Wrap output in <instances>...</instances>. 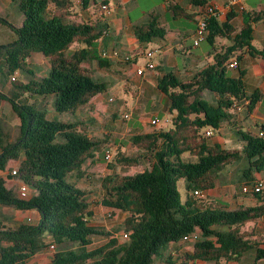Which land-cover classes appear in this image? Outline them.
I'll return each instance as SVG.
<instances>
[{"label":"trees","instance_id":"trees-1","mask_svg":"<svg viewBox=\"0 0 264 264\" xmlns=\"http://www.w3.org/2000/svg\"><path fill=\"white\" fill-rule=\"evenodd\" d=\"M11 1L18 6L22 22L19 26L7 23L16 37L0 44V74L13 87L11 95L0 90V100L9 102L20 123L18 138L10 142L0 122V170L9 160L17 161L16 174L9 172L6 178L26 182L37 192L39 202L6 190V178L0 175V206L35 209L39 219L14 227L0 223V264H28L37 251L49 244L71 245L55 250L49 264H187L170 256L159 261L157 258L170 243L195 235L192 252L184 256L192 264L238 262L249 250H255L253 264H264V247L260 246L264 244V230L254 227L264 217V187L250 193L255 204L235 208L194 193L213 188L220 171L241 160L245 165L237 180L239 186L258 180L255 174L264 170V126L262 134L238 129L241 147L237 149L212 143V135L205 133L208 128L215 133L221 123L232 122L233 111H237L234 103L248 101L246 109L251 111L260 99L257 91L246 94L242 73L238 77L229 75L225 63L232 54L239 62L241 55L236 52L243 49L264 59V50L251 45L253 25L259 21L264 24V10L243 12L238 29L230 22L233 13H228L223 22L218 20L217 11L207 15L206 41L213 44L214 38L222 35L231 44L214 53L212 62L190 79L182 81L171 71L157 67L156 84L169 99L171 128L132 134L130 141L136 154L118 150L114 161L131 166L148 159L149 166L132 174L110 172L100 182L103 204L125 214L119 228L127 234L128 241L122 243L117 237L118 229L90 223L93 211L86 197L88 190L68 181L71 174L76 179L85 175V163L104 149L108 137L90 135L84 118L48 119L46 109L30 98L53 95L56 113L74 115L102 94L105 82L93 80L83 63L101 58L97 46L106 35L108 23L102 14L81 16L75 0ZM162 1L173 18L195 16L174 0ZM190 2L204 4V0ZM49 5H53L52 15H47ZM84 7L85 4L81 8ZM203 16L199 14L196 24ZM133 34L137 42L146 43L163 39L166 29L150 12L146 22L133 25ZM31 52H41L47 58L48 74L26 83L12 81L11 75L25 68ZM205 92L213 94L216 102L207 100ZM183 153L187 158H182ZM180 178L185 180L183 201L177 189ZM99 236L108 239L90 250Z\"/></svg>","mask_w":264,"mask_h":264},{"label":"crops","instance_id":"crops-1","mask_svg":"<svg viewBox=\"0 0 264 264\" xmlns=\"http://www.w3.org/2000/svg\"><path fill=\"white\" fill-rule=\"evenodd\" d=\"M8 1L10 0H0V13L3 12L4 10L3 3L8 4L9 3ZM78 1L81 2V5L79 6V8L78 7L76 8V11H78L81 14V16H83L84 18H89L92 16L102 14L104 19L108 23V30L106 32V35L99 40L97 46V50L100 56H101V52L104 50L109 52L115 50L118 52V55L120 57L125 54H131L133 52L140 53L142 50H144L145 43L137 42V40L134 37L133 25H138L146 22L148 19V14L150 12L147 13L146 11H141V16L139 18L131 20L127 15L124 14L122 10V6H127L129 3H131V1H135V0H113L114 3L116 4V7L114 9H111L110 3L108 1L106 5L110 9L108 14L109 16L108 15L105 16L100 9V5L104 4L102 3V0H84V1L75 0V2ZM174 1L177 2L184 9H186L188 12L195 14V16L193 17V19L194 18L195 19L194 20L191 19L194 22L193 28L191 29L190 33H188L189 30H187L183 26L177 27L176 29L171 30L169 32L161 20V16L169 12L166 8L165 2L162 1L161 9H160L161 10L160 12L162 13H158L155 15L157 16L160 24L166 29V34L163 39L154 40L158 45L157 52H159V56L161 58L160 63L155 62L154 70H145L142 75L136 74L135 70L137 66L129 67V64L131 65V62H136L138 60L139 57L138 54L131 60V62L122 61L119 57L104 58L101 56L100 59H92L89 62L83 63V67H85L88 70L90 77L95 81L105 82V80L101 79L100 77L104 76L105 75L104 73H106L107 75V72L104 71H106V69L107 70L110 69L111 71L113 70V73L115 74L111 78L113 80L112 82H114L115 79L117 78H120L123 81L126 80L127 82L128 81L134 82L135 88L133 89L132 94L135 95L134 96L136 101L135 108H138L137 105L139 101L144 99L145 101L151 102L153 107H161L166 111H168L169 99L165 94L160 92L157 88V84H156L157 67H161L164 72L171 71L180 80L186 81L190 79L197 71H199L204 66H206L208 63H211L214 53L223 51L224 48L228 46V44L222 43L221 39H219V41L217 40L218 38H223L222 35H217L214 38L213 44H210L208 41H206L207 39L206 38L202 42H207L209 44V48H204L201 52L192 55L190 58L191 63L186 67H182L183 68L182 70L178 68L177 58H179V56L182 54L181 52L183 50L181 51V49L184 47V41L188 37V35H190L191 38H193L194 30L196 27V20L199 17L200 13H202V15L205 13V9L207 5H214L217 11V18L221 22L226 20V15L228 13H233L234 15L230 22L233 24V26L236 29L242 26L243 12L264 10V0H239V4L243 6V10H239L237 4L231 5L230 0H204V4L201 6L191 3L190 0H174ZM84 4L86 5V7L81 8L84 6ZM49 8L52 9L53 5H49L47 8V15L48 14L52 15L53 11L51 13H48ZM112 15L115 16L117 20L115 24H113L112 21L109 20V17ZM21 22H22V16L19 17L18 24L15 26H19ZM233 35L234 33H232L231 36ZM167 36L171 37L170 42H167L166 40ZM202 42H200L196 47H198ZM251 45L255 49L264 50V24L260 21L256 22L253 25ZM236 54L241 55L239 65L236 69H228V71L233 70V73L231 74V76L233 77H238L240 73H242L241 78L244 84V90L246 94L250 95L251 93L257 91L260 94V99L257 101V103L255 104V106L251 111H248L246 109V103L248 101L241 102L240 103L241 108L237 111L236 110L233 111L234 116L231 119L232 122L225 121L221 123L218 129V134L213 132L211 139H209L210 142L218 143L223 147L234 146V145L236 146L237 143L241 147V143L237 135L238 129L249 131L253 134H260L263 132L262 126H264V59L260 56L250 55L246 49L239 50L236 52ZM233 58H236L235 54L231 55V57L225 63V66L228 63V61ZM100 61H104V62L102 64H99ZM30 64L34 66L39 65L41 67L39 70H37V73L36 72L34 73L33 70H28V65ZM48 70H49L48 60L46 57L42 55L41 52H31L25 60V68L22 69V71L28 74L27 75L28 80L31 79V77H33L34 75L37 76L38 78H42L48 74ZM20 71L21 69L17 71V77L19 76ZM95 71H97L98 73L95 74ZM124 89H126V86H124ZM49 96H53V95H47L44 97L31 95L30 98L32 101H37V103L42 104L43 102L48 101L47 99ZM204 97L207 100H209L211 103L216 102V98L214 97L213 94L205 92ZM52 100H54V98ZM105 100L106 98L102 94H98L91 99L88 105L78 110L74 115L68 113H62L60 115V119L64 120V119L84 118L88 122V133L90 135L100 136L106 133V131H104L103 129H98L97 127L99 116H104L103 119L108 121L109 119L106 118L107 115L114 117V114L118 113V111L114 113L115 110L108 111ZM40 108H45V107L40 106ZM104 113H106V115H102ZM130 114L131 112H129V117ZM118 115L120 114L118 113ZM151 119H153V117H151L150 120ZM150 120L143 119V121L140 122L141 126L139 127H137V125L134 127L126 126L124 128V131L121 130L122 136L115 135V137L113 138L114 139V142H112L113 146H111L110 142L108 141L109 143H107L105 148L95 156L93 161H88L85 163L84 176H82L79 179H76L75 174H71L68 178V181L74 183L75 186L78 188L88 189L91 192V189H93L95 185L94 180L100 177L99 183L97 184V186L100 187L102 176L104 174L110 173V167H109L110 161L105 160L103 156L104 150L110 149L111 151L113 150V152L114 151L116 152L118 150L124 151L122 146L119 147L121 145L120 142H118V144L115 143L117 138L118 137L122 138L124 136V133H127L128 136L130 137L134 133L147 132L153 130ZM109 121L108 123H106L107 125H110ZM99 122L100 125H102V119ZM117 128L122 129L119 128V126ZM6 168L0 170V175H2L5 178L6 175L9 173V171L6 172ZM99 172H101V174H99ZM240 175L241 172L239 171L238 177ZM255 178L258 180H262L264 182V170H262L259 173H256ZM8 180L10 183V187L9 188L7 187L8 184L6 178V183H5L6 190L8 189L12 190L19 198H23L29 201L37 200L39 202V200L37 199V192L30 186L26 196L24 197L21 196L19 187L22 184V182H24L23 180L19 178L16 182L15 181L13 182L11 178ZM241 187L242 184L241 186L237 184V189H236V187L232 184V185H224L223 188L218 185V182H216L213 188L208 189L204 192V196H206L210 200L222 201L226 203L229 208H235L240 204H245V205L255 204L256 199L253 198L251 194L243 193ZM100 190L103 192L101 187ZM232 195L234 196L235 200L231 198ZM13 215L14 216L12 220H9L7 222L4 221L3 215L2 213H0V223L4 224L5 226L14 227L19 223H25V222L36 223L37 220L39 219V214L35 209H24V210L14 209ZM254 227L255 230L257 231L264 230V217L261 220H259L256 224H254ZM247 228H250V225H248ZM191 239L192 238H189L188 240H180L178 242H175L176 246H174V249H173V245H170L171 243L166 248H162L160 250L159 258H157V261L168 256L176 260H181L182 252H185V254L192 252L193 243L191 246L186 248V245L190 243L189 240ZM50 245L51 244L37 251L29 259L28 264L52 263L53 255L50 256L48 254L51 252L54 253L55 252L54 249L56 248V246L54 245V249L50 250L49 247ZM260 246L264 247V244H261ZM195 262L198 264H216L213 261H204V262L195 261ZM238 262L233 261V262H228L227 264H231V263L238 264ZM187 264H192V261H187Z\"/></svg>","mask_w":264,"mask_h":264},{"label":"rangeland","instance_id":"rangeland-1","mask_svg":"<svg viewBox=\"0 0 264 264\" xmlns=\"http://www.w3.org/2000/svg\"><path fill=\"white\" fill-rule=\"evenodd\" d=\"M8 2H9L8 4L3 3L4 10L3 12L0 13V17L3 18L0 20V43H8L12 41L13 39H15L16 35L7 23H10L12 25H17L18 19L21 16V13L16 3L12 2L11 0ZM76 3H77V7L81 5L80 1ZM109 3H110L111 9H114L116 7V4L114 3L113 0H109ZM161 3H162L161 0H135V1H131V3H129L127 6H122V10L125 15H127L131 20H134L141 16V11H146L147 13L154 12L155 14L162 13L160 12ZM52 11H53V8L48 9V13H51ZM108 14L109 13L105 14V16ZM109 20H111L113 24L117 22L115 16L113 15L109 17ZM161 20L169 32L171 30L176 29L177 27L183 26L184 28L189 30L188 33H190L191 29L193 28V24H194L193 20L189 18H185V17L173 18L170 12H167L165 15L161 16ZM170 38L171 37H168V36L166 37L167 42H170ZM219 39H221L222 43H226L228 45L231 44V40L228 38L223 37V38H218L217 40L219 41ZM204 48H209V44L207 42H202L198 47H196L193 45V38H191V36L188 35V37L184 41V47L181 49V51L183 50L181 52L182 54L179 56V58H177L178 68L182 70L183 69L182 67L188 66L191 63V59H190L191 56L196 53L201 52ZM151 49H158V45L155 41L146 42L144 44V50H151ZM151 60L154 63L155 62L160 63L161 58L159 56V52L154 53ZM103 62L104 61H100L99 64H102ZM144 63H145L144 57L142 55H139L138 60L136 62H131V65L129 64V67L130 66L138 67V65L143 66ZM40 67L41 66L39 65L34 66L30 64L28 65V70H33L34 73L35 72L37 73V70H39ZM104 72H107V75L106 73H104L105 75L100 77L101 79L105 80V84H106V90L102 93V95L106 98L105 103L107 104L108 111L115 110L114 113L118 111L120 115H118V113H116L117 115L114 114V117L107 115L106 118L110 120L108 121L111 126L106 124L108 123V121L103 119L104 116H99V121L102 119V125H100V122L98 121L97 127L98 129H103L104 131H106V133L102 135H106L108 137V141L110 142L111 146H113L112 142H114L113 138L115 137V135L122 136L121 132L124 131V128L126 126L127 127H131V126L134 127L136 125L137 127L141 126L140 122L143 121V119L150 120L151 117L156 118L158 120L157 124L151 125L153 129L168 130L169 128H171V115L165 109L161 107H153L151 102L145 101L144 99L139 101L137 105L138 108H135V105H136V101L134 98L135 95L132 94L133 89L135 88L134 82H131V81L127 82L126 80L123 81L120 78H117L115 79L114 82H112L113 80L111 78L113 75H115L113 73V70L111 71L110 69L109 70L106 69V71ZM97 73L98 72L95 71V74ZM228 73L229 75H231L233 73V70L228 71ZM27 75H28L27 73L21 70L18 77L16 73V79H18V81L22 83H26L28 82ZM32 78L38 79V77L35 75L31 77V79ZM124 86H126V89H124ZM0 90L7 95H11L12 90H13L12 84L9 81V79L5 78L1 74H0ZM110 97L112 98V101H109ZM53 98L54 96H49L47 99L48 101H45L42 104L38 103V106L39 107L44 106L45 109H47L46 111H47L48 119H51V120L60 119L61 114L56 113L53 109V101H54L52 100ZM129 112H131L130 117L127 119H124L123 114L129 113ZM102 115H106V113ZM0 122L3 125L6 135H7V139L10 142L18 138L19 136L18 126L20 123V118L12 111L9 102L5 100H0ZM115 126L117 127L119 126V128H122V129H118ZM215 133L218 134V131H216ZM118 142L121 143L119 147L121 146L123 147L125 154L127 155L136 154L137 149L131 143L130 137L128 136L127 133H124V136L122 138L118 137L115 143L118 144ZM226 147L230 149H237V148H240V145H238L237 143L236 146L234 145V146H226ZM111 152H113V150ZM116 152L114 151L112 153V158L109 162L110 172H116V173H121V174H132L135 172H140L145 167L149 166L148 164L150 160L148 159H141V161L137 165H131V166L119 165L114 161V155L116 154ZM103 156H104V152H103ZM187 156H188L187 153L182 154L183 159L187 158ZM17 163H18L17 161H12V160L8 161L7 165L5 166V168L8 167L6 168V172L7 171L10 172L13 168H17ZM244 165H245V161L241 160L239 162L230 164L227 167H225L219 173L218 179L216 181L218 182V185L224 188V185L233 184L237 189L238 174ZM99 174H101V172H99ZM8 179L10 178H7V184H8L7 187L9 188L10 183ZM11 179L13 182L14 181L16 182L18 180L17 177H11ZM99 179L100 177L94 180L95 185H94V188L91 189V192L87 189L88 193L86 197L90 203V208L93 211V216L91 218L90 223L97 224V225H103L111 229H118L117 231L118 239L120 240V242L126 243L128 241V237H124L122 230H120L119 228L120 225L123 224L125 214L118 210H113L109 207H106V205L103 204L102 200L104 198V192H102L100 190V187L97 186V184L99 183ZM177 189L180 195V199L181 201H183L185 198V180L183 178H180L177 181ZM231 198L235 200L233 195L231 196ZM0 213H2L4 221L8 222L9 220H12L14 216L13 215L14 208L2 206L0 207ZM196 238H197L196 235L193 236L192 239L189 240L190 243L186 245V248L191 246L193 241ZM107 239H108L107 237H102V236L95 237L93 243L91 244V246H89V249L95 250L97 247L103 244ZM175 244H176L175 242L170 244V245H173V249H174V246H176ZM70 246H71L70 244L64 245L65 248L70 247ZM62 247L63 246L61 245L60 246L56 245V248L54 250H57L58 248H62ZM186 254L185 252H182L181 260L188 261L184 257ZM254 254H255V250L247 251L243 255L241 261L238 262V264H252ZM48 255L52 256L53 253L51 252ZM221 264H224V263H221ZM231 264H237V263H231Z\"/></svg>","mask_w":264,"mask_h":264},{"label":"built area","instance_id":"built-area-1","mask_svg":"<svg viewBox=\"0 0 264 264\" xmlns=\"http://www.w3.org/2000/svg\"><path fill=\"white\" fill-rule=\"evenodd\" d=\"M230 4L234 5L237 4L239 10H243V6L241 4H239V0H230ZM100 9L103 12V14H107L109 13V7L106 4H101L100 5ZM216 11L214 5H207L206 9H205V17H200L197 21L195 30H194V36H193V45L197 46L200 42H202L203 40H205L207 38L208 35V27H207V21H206V16L209 14H212ZM158 50L157 49H151V50H142V52L139 53H131V54H125L123 56H119L118 52L115 50L112 51H102L101 52V56L104 58H110V57H119L122 61H131L137 54L138 55H142L145 59V63L143 66H138L136 68V74L138 75H142L144 73L145 70H154L155 69V63L151 60L152 56L154 55V53H156ZM239 65V62L237 61L236 58H233L231 60L228 61V63L226 64V68L227 69H236ZM16 73L17 71L11 75L10 79L13 81L16 79ZM109 101H112V98H109ZM233 106L239 110L241 108L240 103H234ZM123 118L127 119L129 118V113H124L123 114ZM158 122V120L156 118H153L150 120V123L152 125H156ZM206 135L211 136L213 134L211 129H206L205 131ZM262 134V133H260ZM104 158L107 161H110L112 158V152L110 149H105L104 150ZM11 174H16V168H13L11 171ZM264 187L263 181L262 180H256L254 182L248 183V184H243L241 187V190L243 193L245 194H250L252 192H258L260 190H262ZM19 191L22 197L26 196L28 190H29V185L26 182H22V184L19 187ZM195 194H198L200 196H204V192L202 191H198L195 190L194 191ZM124 237H128L127 234L123 233ZM189 238L184 237L182 240H188ZM50 249H54V245L51 244Z\"/></svg>","mask_w":264,"mask_h":264}]
</instances>
